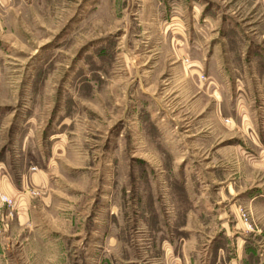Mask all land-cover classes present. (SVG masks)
Segmentation results:
<instances>
[{"label":"rangeland","instance_id":"rangeland-1","mask_svg":"<svg viewBox=\"0 0 264 264\" xmlns=\"http://www.w3.org/2000/svg\"><path fill=\"white\" fill-rule=\"evenodd\" d=\"M261 73L264 0H0V263L264 264Z\"/></svg>","mask_w":264,"mask_h":264},{"label":"crops","instance_id":"crops-1","mask_svg":"<svg viewBox=\"0 0 264 264\" xmlns=\"http://www.w3.org/2000/svg\"><path fill=\"white\" fill-rule=\"evenodd\" d=\"M263 75H264V73H261V76H263ZM261 80L264 81V79H262V78H261ZM262 91H264V89ZM255 139L258 140V142L262 143L264 141V130H263V136H261V133H260V136L257 134V138L254 136L253 137V141H256ZM0 190H2L3 192L7 193L10 196L15 197V204L13 206V212H14V209H15L16 215H15V217L13 216L11 218L7 217L6 220H8L9 223H11V222L14 223L15 222V223L18 224L20 222V219L21 220L25 219L26 213H27V215L29 217V212H26V211H27V209L28 210L30 209V202H29L28 199H27V201L19 200V197H18L19 190L16 188V186H14L11 182H5V181L0 179ZM257 194L258 193L252 194L251 195V199H255L258 196ZM8 210H9V206H5V208L3 209V213L6 215ZM24 210H26V211H24ZM5 227H6V225L3 224V229L7 228V227L6 228ZM0 230H1V226H0ZM3 249H4V246H3V244L0 241V258H1V256H3V257L5 256ZM4 262H6V260ZM4 262L0 263V264H5Z\"/></svg>","mask_w":264,"mask_h":264},{"label":"built area","instance_id":"built-area-1","mask_svg":"<svg viewBox=\"0 0 264 264\" xmlns=\"http://www.w3.org/2000/svg\"><path fill=\"white\" fill-rule=\"evenodd\" d=\"M6 202V203H11V199L7 194H1L0 195V207L1 205ZM244 214V213H243Z\"/></svg>","mask_w":264,"mask_h":264}]
</instances>
